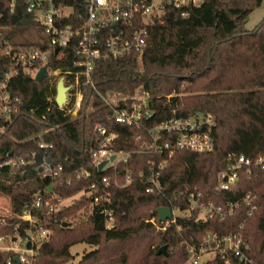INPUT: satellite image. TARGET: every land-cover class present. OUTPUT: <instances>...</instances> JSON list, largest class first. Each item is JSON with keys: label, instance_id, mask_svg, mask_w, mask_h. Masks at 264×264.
Listing matches in <instances>:
<instances>
[{"label": "trees", "instance_id": "16d2710c", "mask_svg": "<svg viewBox=\"0 0 264 264\" xmlns=\"http://www.w3.org/2000/svg\"><path fill=\"white\" fill-rule=\"evenodd\" d=\"M53 2L72 6L76 14L84 11L83 0ZM261 2L202 0L199 6H167L163 22L149 25L140 54L96 62L93 87L83 85L74 65V47H66L61 59L47 62L49 69L60 70L69 87L62 107L55 103L57 76L39 82L22 72L12 76L6 89L16 111L0 113V178L4 180L0 194L9 200L7 215L0 216V236L27 235L29 223L18 218L27 210L50 231L47 241L34 245L37 255L31 264H182L188 257L187 246L198 245L206 233L239 230L250 245L252 262L264 264V171L242 169L229 191L216 190L217 174L226 168L229 154L264 155V17L252 30L244 27ZM9 4L10 0H0V82L9 64L4 48L34 46L20 40V35L42 31L33 12L26 10L25 0H14L12 9ZM137 89L149 95L150 117L139 127L114 122L112 107L102 100L106 92L131 96ZM79 92L80 106L72 115ZM199 114L211 116L214 122L212 150H152L149 127ZM95 123L116 134L114 151L130 153V181L108 186L109 201L93 200L91 184L101 193L102 175L112 178L110 171H99L90 163ZM164 141L172 143L173 135L161 133L158 142ZM46 168L49 173L39 177ZM153 177L155 184L150 181ZM118 181L124 182L122 164ZM37 191L43 200L40 208L33 206ZM190 191L201 192L199 204L212 202L223 208L250 192L256 209L248 217L240 202L232 214L205 221L197 218V208L168 224L158 220V207L189 208ZM79 193L71 204L60 205ZM78 243L91 249L73 262L70 248ZM162 246L165 253L158 254ZM7 261L21 264L13 252L0 251V264ZM206 264L224 262L216 257ZM229 264L243 263L231 258Z\"/></svg>", "mask_w": 264, "mask_h": 264}, {"label": "built area", "instance_id": "2783aa9c", "mask_svg": "<svg viewBox=\"0 0 264 264\" xmlns=\"http://www.w3.org/2000/svg\"><path fill=\"white\" fill-rule=\"evenodd\" d=\"M26 10L33 12L36 23L41 27L42 32L48 35L49 44L46 48H39L36 45L13 47L7 45L4 54L9 59V64L3 73L0 82V113L6 114L16 111V106L12 105V98L6 89L8 80L22 72L31 77L43 66L47 68V76H56L59 69H49L47 62L51 59H61L64 56L66 47H74L76 60L74 65L79 67L83 76V85L93 87L91 73L97 61L103 59H117L132 52L141 53L146 45L148 27L157 22L162 23L166 7L171 5L175 8L185 6H199L202 0H83L84 11L75 13L70 5L57 6L53 0H25ZM14 0H10L9 7L12 9ZM182 15H187L183 12ZM57 50V51H56ZM56 73V74H55ZM75 100L71 113L78 111L82 94L79 92ZM148 93L142 89H137L136 93L129 96L118 93L114 90L107 91L102 98L103 102L112 107V119L114 122L126 126L139 127L143 120L151 115L148 108ZM15 101H18L15 99ZM214 122L211 116H199L189 118H171L161 121L147 129V134L151 136L154 152H161L163 149H184L192 151H210L214 146V139L211 135ZM94 135L96 146L90 148V163L98 168L102 161H107L102 167V172L110 171L112 178L102 175L101 183L103 190L97 192L95 184L91 188L95 192L93 200L100 199L109 201L108 186H125L129 181L127 162L130 158L129 152H118L112 148V143L116 134L109 132L101 123H95ZM161 133L172 134L173 141H161ZM140 138V135L137 136ZM40 147L43 145L40 144ZM146 147V143L143 144ZM114 159L110 161V157ZM228 164L226 168L217 174L216 190L229 191L239 180V171L244 169L251 172L264 171V155L257 157H247L231 153L227 156ZM124 166V182L118 181V166ZM161 166V165H160ZM50 169L46 168L39 177H44ZM85 173L84 176H88ZM155 184L154 177L150 179ZM148 188L147 191H151ZM201 192H187V200L190 207L186 210L178 208L171 209V217L162 223L174 222L177 215L174 211H180V216H188L195 208L198 209L197 218L203 221L217 215L223 217L230 215L233 209L242 202L247 208V216H251L256 209L255 195L247 192L241 199L226 202L224 208L215 206L212 202L199 204ZM43 200L40 191L34 193L33 206L40 208ZM205 210L203 215L202 211ZM19 219L29 223L27 235L23 238L19 235L0 236V251H11L14 259L17 257L21 264H31L37 255L35 244L47 241L50 233L49 229L39 225L38 219L34 218L27 210L18 216ZM110 218V217H109ZM159 220V219H158ZM4 220L1 219V223ZM161 222V221H160ZM108 225L111 226L110 222ZM243 224H240L241 229ZM250 245L243 237L241 231H234L218 235L216 233H206L198 245L189 244L187 246L188 257L182 264H206V262L218 257L224 264H229L231 258H237L243 264H254L248 255ZM204 254H210L211 258L202 261ZM10 264V261H7Z\"/></svg>", "mask_w": 264, "mask_h": 264}, {"label": "rangeland", "instance_id": "374dc122", "mask_svg": "<svg viewBox=\"0 0 264 264\" xmlns=\"http://www.w3.org/2000/svg\"><path fill=\"white\" fill-rule=\"evenodd\" d=\"M263 17H264V0H262L261 4L248 15L244 27L248 30H252L255 27V25ZM19 38H20V40H22L25 43L34 44V45H36L42 49L46 48L49 44L48 35L42 31L38 30V29L37 30L36 29L31 30L30 32L21 34ZM56 76H57V81H58V79L61 76H59V73ZM167 97L169 98L170 96H167ZM76 100L79 101V97H77ZM76 112L74 111L72 115H76ZM0 182H4V180L2 178H0ZM5 183H9V182L5 181ZM79 195H80V193L76 194L74 197L62 200L60 202V205L71 204L74 199L79 197ZM8 201H9L8 197L0 194V216L7 215L8 207H9ZM204 212H205V210L202 211L201 215H203ZM174 214L175 215H181L182 213L180 211H174ZM90 249L91 248L84 243H78V244L71 246L70 251L74 255L73 262H77L78 259L80 258V256L82 255V253L85 251H89ZM210 258H211L210 254H204L202 256V261L210 259Z\"/></svg>", "mask_w": 264, "mask_h": 264}, {"label": "water", "instance_id": "95a60500", "mask_svg": "<svg viewBox=\"0 0 264 264\" xmlns=\"http://www.w3.org/2000/svg\"><path fill=\"white\" fill-rule=\"evenodd\" d=\"M46 77H47V68H46V66H43L36 73L34 79L39 82V81L45 79ZM68 90H69V87L64 84L63 78L60 77L56 83V95H55V103L58 107H62L66 103ZM199 116L201 117L202 115L199 114ZM113 159H114V155L111 156L109 160L112 161ZM106 162L107 161H102L98 165L99 171L106 164ZM155 211L158 215L159 221H161V222H164L167 219H169L171 217V214H172L171 209L169 207H162L161 206V207L156 208ZM63 225H66V223H64ZM157 253L158 254L165 253V246L160 247L158 249ZM15 261H18L17 257L15 258Z\"/></svg>", "mask_w": 264, "mask_h": 264}]
</instances>
